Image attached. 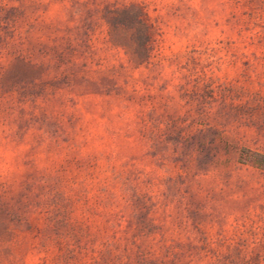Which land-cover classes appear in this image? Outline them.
<instances>
[{
  "label": "rangeland",
  "instance_id": "1",
  "mask_svg": "<svg viewBox=\"0 0 264 264\" xmlns=\"http://www.w3.org/2000/svg\"><path fill=\"white\" fill-rule=\"evenodd\" d=\"M4 1L0 264H244L256 240L264 264V170L241 157L264 153V0ZM134 3L140 64L106 19Z\"/></svg>",
  "mask_w": 264,
  "mask_h": 264
},
{
  "label": "trees",
  "instance_id": "2",
  "mask_svg": "<svg viewBox=\"0 0 264 264\" xmlns=\"http://www.w3.org/2000/svg\"><path fill=\"white\" fill-rule=\"evenodd\" d=\"M251 1L253 0H250V2ZM9 3L10 2L0 0V17L2 16V11L7 8L8 5H10ZM251 7H253V4H251ZM253 8H251L252 11L250 10V12L248 13V16L250 18L256 17ZM106 19L110 25L111 30L121 29L124 30V32L126 33L122 44L129 53L130 60L132 62L140 64L145 62L150 57L155 26L151 22L150 16L142 3H134L130 4L129 6H124L122 8L109 9L106 14ZM250 21L251 20L249 19L247 23L249 24ZM243 54L246 55L244 52ZM207 90L209 91L208 93H213V90H210V88H207ZM241 157L245 161H251L252 163L256 164L259 168L264 170L263 152L244 148ZM61 178L62 177L59 178L58 176H49L47 178L48 185H50L49 190H51V194L49 195L50 197L47 196L46 198L47 206L45 208V211H47V213H50L51 215L54 213V216H51V220L49 221V223L51 222V226H53V223H55V226L53 227L59 225L60 227L65 228L67 226L71 227L73 225L75 216L72 210L66 208V202L69 197L67 194H65L63 188L61 187ZM0 212L4 216H10L11 211L9 208H4L3 205H0ZM47 216L50 217V215L48 214ZM3 231L6 232L5 229ZM1 237L2 236H0V240H2ZM256 244L261 245V242L257 240L253 242L255 251H251V254L248 259L247 256L242 257V262L244 264H249L248 260L252 259L255 260L256 263L260 261L261 254L257 249L258 246L256 247ZM229 247L233 249H243L244 246L243 244L241 245L238 240H235L234 244L229 243ZM252 250H254V248H252ZM146 264H153V262L148 261L146 262ZM154 264H156V262H154Z\"/></svg>",
  "mask_w": 264,
  "mask_h": 264
}]
</instances>
